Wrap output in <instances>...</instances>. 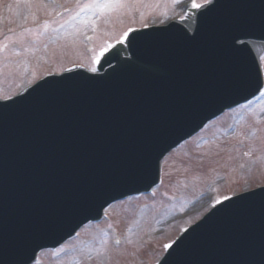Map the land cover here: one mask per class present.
<instances>
[{"label":"water","instance_id":"95a60500","mask_svg":"<svg viewBox=\"0 0 264 264\" xmlns=\"http://www.w3.org/2000/svg\"><path fill=\"white\" fill-rule=\"evenodd\" d=\"M246 39L264 40V0H214L192 36L177 24L136 32L131 58L113 49L102 75L48 78L0 102V264L31 263L148 189L161 156L253 97L261 81L237 44ZM160 264H264V189L212 210Z\"/></svg>","mask_w":264,"mask_h":264},{"label":"rangeland","instance_id":"374dc122","mask_svg":"<svg viewBox=\"0 0 264 264\" xmlns=\"http://www.w3.org/2000/svg\"><path fill=\"white\" fill-rule=\"evenodd\" d=\"M187 1L0 0V97L49 72L95 69L98 53L124 40L129 29L184 20ZM210 1L195 0L201 6ZM67 7L73 9L59 12ZM257 51L264 69V49ZM260 97L171 152L163 185L152 196L113 205L110 220L80 232L49 262L40 253L37 264H155L157 251L209 209L215 198L209 189L221 199L264 186V89Z\"/></svg>","mask_w":264,"mask_h":264},{"label":"bare ground","instance_id":"6f19581e","mask_svg":"<svg viewBox=\"0 0 264 264\" xmlns=\"http://www.w3.org/2000/svg\"><path fill=\"white\" fill-rule=\"evenodd\" d=\"M182 23L188 25V28L191 29L192 27V22H191V19L189 17H187L185 20L182 21ZM250 46L252 47L253 50H258V49H262L264 48V43H257V42H252L250 43ZM258 51H256V54L258 55L257 53ZM180 146L177 148L179 149ZM171 153V152H170ZM169 153V154H170ZM167 158L166 156L164 157V159ZM164 159L162 161H164ZM233 183V182H232Z\"/></svg>","mask_w":264,"mask_h":264},{"label":"snow or ice","instance_id":"6c2138e0","mask_svg":"<svg viewBox=\"0 0 264 264\" xmlns=\"http://www.w3.org/2000/svg\"><path fill=\"white\" fill-rule=\"evenodd\" d=\"M93 6H100V5H87V7H93ZM113 5L111 4H106V5H103L102 7H112ZM193 8H198V7H201L200 4L196 3L195 0H193L192 2V5H191ZM129 31H131V29H129ZM124 35H127V33H125ZM91 71H95V69H90ZM227 199V197H226ZM116 243L118 244L119 241H116ZM165 247H168V245H165Z\"/></svg>","mask_w":264,"mask_h":264}]
</instances>
